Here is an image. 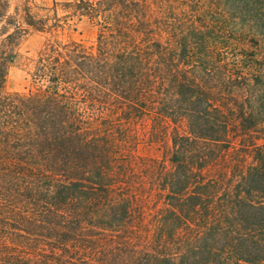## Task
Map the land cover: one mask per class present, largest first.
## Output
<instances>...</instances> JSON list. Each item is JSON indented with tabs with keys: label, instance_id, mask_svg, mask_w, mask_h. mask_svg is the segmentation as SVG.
<instances>
[{
	"label": "trees",
	"instance_id": "obj_1",
	"mask_svg": "<svg viewBox=\"0 0 264 264\" xmlns=\"http://www.w3.org/2000/svg\"><path fill=\"white\" fill-rule=\"evenodd\" d=\"M82 18L94 49L54 37ZM143 118L168 157L135 155ZM0 264H264V0H0Z\"/></svg>",
	"mask_w": 264,
	"mask_h": 264
},
{
	"label": "rangeland",
	"instance_id": "obj_2",
	"mask_svg": "<svg viewBox=\"0 0 264 264\" xmlns=\"http://www.w3.org/2000/svg\"><path fill=\"white\" fill-rule=\"evenodd\" d=\"M37 2H49L50 0H36ZM153 7V6H152ZM97 26L91 21L82 18L73 23L69 28L57 33L56 38L63 41L73 40L80 43L82 46L94 49L96 40ZM47 33L30 32L19 43L17 51L18 56L13 65L8 69L3 90L5 92H28L33 89L31 74L34 68V62L40 51L44 47L48 39L54 38ZM90 115H97V109H88ZM103 115L109 113L108 110H103ZM131 131L136 135L137 146L135 155L139 157H149L155 159H164L169 155L170 141L168 138L169 128L154 129L152 121L149 118H143L137 121L128 123ZM157 130V131H156ZM232 139V146L226 152L225 158L217 163L214 167L207 171V174L212 175L218 169H223L228 175L231 173L232 167L236 165L246 166L251 158L246 150L241 149L240 137ZM144 178V177H143ZM146 180L145 191L142 202L144 213L146 215L153 213L157 207L161 206V202L157 201L154 196V191L149 190L150 182Z\"/></svg>",
	"mask_w": 264,
	"mask_h": 264
}]
</instances>
